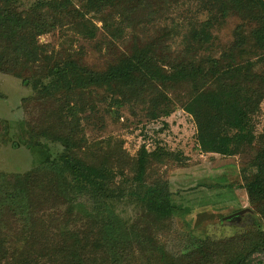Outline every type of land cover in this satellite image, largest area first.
Here are the masks:
<instances>
[{"label": "trees", "instance_id": "obj_1", "mask_svg": "<svg viewBox=\"0 0 264 264\" xmlns=\"http://www.w3.org/2000/svg\"><path fill=\"white\" fill-rule=\"evenodd\" d=\"M169 1L0 0V51L9 48L27 65L45 64L49 70L47 83L32 86L33 91L40 98H66L64 104L55 103L57 110L52 111L54 115L48 114L40 131L21 138L24 147L40 154L38 162L24 173L0 172V264H252L255 255L264 254V147L250 163L254 173L244 185L263 222L250 233L200 240L191 253L175 255L165 244L154 241L149 226L147 232L138 226V220V225L129 223L113 208L115 203L132 198L152 228L172 220L178 208L166 183L145 182L150 167L149 178L173 154L160 147L149 152L143 145L131 160L121 148L113 150L109 156L115 161L110 160L111 165H117L123 176L124 168L134 174L132 185L120 188L109 161L108 165L96 160L100 148H104L87 147L77 129L81 125L80 113L90 105L85 103L89 91H106L116 99L114 104L121 100L134 102L148 95L152 117L156 118L169 114L171 100L161 87L168 89L177 84L190 90L182 107L198 121L200 147L221 155L246 153L257 139L252 117L264 98V0H200L207 11L212 7L215 17L217 13L222 17L228 14L240 21L232 32L230 47L242 51L251 40L259 52L256 62L239 67L226 66L214 58L196 61L186 48L184 57L163 61L168 72L153 54L157 47L164 53L163 38L157 46L148 42L133 48L98 71L73 59L55 63L49 46L39 42L40 37L65 27L94 40L97 28L91 18L113 11L127 18L145 11L153 22ZM212 22L213 18L197 19L191 30L193 41L210 43ZM109 28L115 39L127 30ZM171 32L167 30V34ZM0 71L10 73L1 59ZM22 84L28 86L26 79ZM18 125L23 133L25 122ZM8 126L0 121V145L7 140ZM261 138L264 142V134ZM43 140L61 144L63 150L52 155ZM170 226L172 231L173 223L169 222V229ZM141 234H149L150 240H143Z\"/></svg>", "mask_w": 264, "mask_h": 264}, {"label": "rangeland", "instance_id": "obj_2", "mask_svg": "<svg viewBox=\"0 0 264 264\" xmlns=\"http://www.w3.org/2000/svg\"><path fill=\"white\" fill-rule=\"evenodd\" d=\"M23 1L30 3L35 0ZM166 4L153 22L145 11L132 14L129 18L114 11L97 16V19L91 18L97 28L94 40L82 38L75 30L65 27L40 37L39 42L49 46V55H52L55 63L73 59L98 71L114 63L123 54L130 53L133 48L148 42H154L157 46L163 38H166L163 41L165 45L161 46L164 47V53L157 47L153 54L158 64L168 72L169 68L164 66V62L184 57L186 48L196 61L203 62L214 58L221 60L226 66L231 64L234 67L256 62L260 56L251 40L247 41L242 51L230 47L232 32L240 24L238 18L228 14L222 17L218 13L215 17L212 7L209 6L207 11L204 8L205 2L200 0H171ZM208 18H213L210 28L212 41L199 44L191 36L193 23L197 19L205 21ZM127 25L130 26L129 29ZM109 26L115 29L125 27L127 30L122 37L115 39L108 31L112 29ZM171 29L172 32L167 34V30ZM249 29L251 28L247 26L248 31ZM3 50L0 51L1 63L7 64L10 73L0 71V121L9 125V133L6 135L7 140L0 145V172L13 175L30 170L38 162L40 155L24 147L21 138L30 137L32 131H40L48 120V114L57 110L55 103L64 104L66 98H40L42 96L35 93L32 86L47 83L48 67L39 63L27 65L9 48ZM23 68L26 69L21 70ZM18 72L26 79L28 86L22 84L24 79ZM161 90L171 100L169 114L156 118L152 117L148 95L134 102L121 100L114 104L116 99L107 95L104 90L87 92L85 103L90 105L84 107V112L80 113L81 125L77 129L87 147L95 149L101 145L104 148H100L101 153L96 160H104L107 164L109 161L108 165L115 169L113 171L118 187H130L134 174L124 168L123 176L117 165H111L110 160L115 161L109 156L113 150L118 151L121 148L133 160L145 145L149 152L160 147L166 153H172L175 158H165V162L157 166L158 173L151 178L150 167L145 182L153 184L163 181L161 185L166 183L172 202L178 208L172 220L165 221L164 226L158 228L156 225L157 228H152V223L145 222L147 218L143 217L132 198L115 203L113 208L119 214L121 212L129 223H136L138 220L140 225L136 224L147 232L149 226L154 241L165 244L175 255L191 253L200 240L234 238L254 231L255 225L263 220L256 213V205L250 202L244 185L254 173L250 163L257 151L264 147L261 138L264 134V98L257 105L252 117L257 136L253 148L241 155H221L205 152L199 145L197 138L201 132L198 121L182 107L190 90L177 84L168 89L161 87ZM116 98L121 99L119 96ZM70 119L75 122L74 117ZM21 121L25 122L23 133H20L18 125ZM34 137L36 138L35 134ZM99 142L102 143L98 145ZM42 144L52 155L63 150L61 144H52L45 140ZM246 209L248 212L233 221H222L225 217ZM169 222L171 225L173 223L172 231L171 226L168 228ZM141 237L143 240H150L149 234H141ZM252 264H264V254L255 255Z\"/></svg>", "mask_w": 264, "mask_h": 264}, {"label": "water", "instance_id": "obj_3", "mask_svg": "<svg viewBox=\"0 0 264 264\" xmlns=\"http://www.w3.org/2000/svg\"><path fill=\"white\" fill-rule=\"evenodd\" d=\"M246 212H248V209L235 212L234 214L225 217L223 221H233L234 219L242 216Z\"/></svg>", "mask_w": 264, "mask_h": 264}]
</instances>
